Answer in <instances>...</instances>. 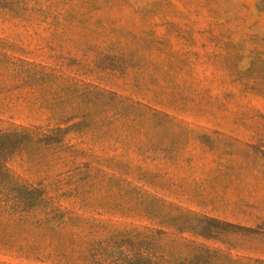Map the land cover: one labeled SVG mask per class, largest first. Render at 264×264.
I'll return each mask as SVG.
<instances>
[{"label": "rangeland", "instance_id": "374dc122", "mask_svg": "<svg viewBox=\"0 0 264 264\" xmlns=\"http://www.w3.org/2000/svg\"><path fill=\"white\" fill-rule=\"evenodd\" d=\"M130 244L264 264V0H0V264Z\"/></svg>", "mask_w": 264, "mask_h": 264}, {"label": "trees", "instance_id": "16d2710c", "mask_svg": "<svg viewBox=\"0 0 264 264\" xmlns=\"http://www.w3.org/2000/svg\"><path fill=\"white\" fill-rule=\"evenodd\" d=\"M10 186L13 188V189H21L23 190L24 192H27V193H34L37 198H38V205L39 207L42 208L44 214H46V216L49 217V212L47 211L49 209V207L51 208V204L50 202L46 199L45 197V191L41 188H27L23 185H19L15 180H11V183H10ZM52 210H54V208H52ZM136 239V235H133V236H129V239L128 241H130L131 243L134 242V240ZM131 248H133L135 250V256L137 258V261H138V264H146L147 263V255L145 253V251H143L144 249L140 246L138 248H141V249H138L135 245H131Z\"/></svg>", "mask_w": 264, "mask_h": 264}]
</instances>
